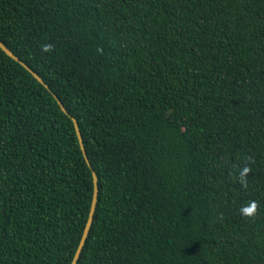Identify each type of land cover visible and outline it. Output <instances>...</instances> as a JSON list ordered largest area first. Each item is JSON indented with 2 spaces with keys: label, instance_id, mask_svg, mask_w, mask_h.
I'll list each match as a JSON object with an SVG mask.
<instances>
[{
  "label": "trees",
  "instance_id": "obj_1",
  "mask_svg": "<svg viewBox=\"0 0 264 264\" xmlns=\"http://www.w3.org/2000/svg\"><path fill=\"white\" fill-rule=\"evenodd\" d=\"M0 40L50 90L0 49V264H70L91 170L77 264H264V0H0Z\"/></svg>",
  "mask_w": 264,
  "mask_h": 264
},
{
  "label": "water",
  "instance_id": "obj_2",
  "mask_svg": "<svg viewBox=\"0 0 264 264\" xmlns=\"http://www.w3.org/2000/svg\"><path fill=\"white\" fill-rule=\"evenodd\" d=\"M0 49L12 60H14L15 62H17L19 65H21L26 71H28L32 77L38 82L40 83L43 87H45L47 90H49V87L47 86V84L44 83V81L42 80V78L35 73L29 66H27L23 61H21L1 40H0ZM50 91V90H49ZM54 99L56 100V102L58 103L60 109L63 111V113H65L67 116H69V114L67 113L66 109L64 108V106L62 105V103L59 101V99L57 98L56 95H54L52 93ZM71 121L73 123L74 126V130L80 145V149L82 151L83 157L86 160L87 164L89 165L84 147H83V142H82V136L80 134V130L77 124V121L75 118L71 117ZM91 174H92V181H93V194H92V199H91V204H90V208L88 211V216L85 222V225L83 227L82 230V234L81 237L79 239V242L77 244V247L75 249V252L73 254V257L71 259L70 264H77V261L80 257V254L82 252V249L85 245V242L87 240V237L89 235L92 223H93V218H94V213L96 210V204H97V196H98V178L97 175L95 174V172L93 170H91Z\"/></svg>",
  "mask_w": 264,
  "mask_h": 264
},
{
  "label": "clouds",
  "instance_id": "obj_3",
  "mask_svg": "<svg viewBox=\"0 0 264 264\" xmlns=\"http://www.w3.org/2000/svg\"><path fill=\"white\" fill-rule=\"evenodd\" d=\"M43 50L46 52L52 51L53 46L50 44L45 45V46H43ZM250 171H251V169L248 166H245L238 171V182L241 184L242 187H246V185H247L246 177ZM258 209H259L258 202L249 201L246 205H244L240 209V214H241L242 218H244V219H254L255 216L257 215Z\"/></svg>",
  "mask_w": 264,
  "mask_h": 264
}]
</instances>
